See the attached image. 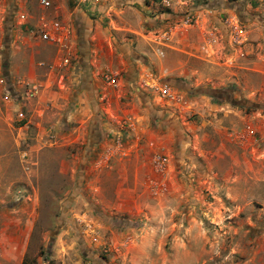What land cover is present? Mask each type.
<instances>
[{
  "label": "rangeland",
  "instance_id": "1",
  "mask_svg": "<svg viewBox=\"0 0 264 264\" xmlns=\"http://www.w3.org/2000/svg\"><path fill=\"white\" fill-rule=\"evenodd\" d=\"M4 1L0 58L17 77L2 76L16 92L1 96L11 139L0 144L17 152L2 163L0 264H264V0H129L118 3L117 17L101 12L112 0L53 1L71 25L82 15L139 24L156 35L158 55L170 35H194L195 71L171 82L183 110L164 105L170 113L156 123L167 147L162 171L152 153L145 164L109 167L106 157L98 169L80 168L82 140L91 139L56 93L72 54L58 65L53 46L24 43L35 35L32 23L20 24L14 0ZM22 6L38 13L37 0ZM11 43L18 56H6ZM41 60L48 65L36 77L30 70L20 78L24 63ZM22 81L37 84L33 97ZM152 112L155 126L162 118Z\"/></svg>",
  "mask_w": 264,
  "mask_h": 264
},
{
  "label": "crops",
  "instance_id": "2",
  "mask_svg": "<svg viewBox=\"0 0 264 264\" xmlns=\"http://www.w3.org/2000/svg\"><path fill=\"white\" fill-rule=\"evenodd\" d=\"M23 1L26 0H14L15 13L26 16L24 21L18 19L20 24L32 23L34 28L37 19L42 14L47 18H57L67 25L70 24L69 16L57 9L58 6L53 2L54 0H49L50 6L47 8H42L37 0L39 10L36 14L27 12L22 6ZM122 1L129 0H112L110 5L104 8L105 10L102 7L105 4H102L100 6L102 15L113 12L108 16L117 17L116 11L120 8L118 3ZM4 5L5 1L0 0V19L4 16ZM101 17L100 15L99 18ZM102 21L98 18L90 20L82 15L76 18L75 25L70 24L69 52L72 54L73 64L68 65L60 74L59 81H56L61 86L56 93L74 105L73 110L65 113L67 119L75 120L78 123V129L81 132L85 130L86 138L91 139L90 142L87 141L88 139L82 140L84 144L82 154L85 156L82 157L80 168H89L88 170L98 169V165H101V158L106 157L110 159L109 167L115 166L120 161H122L121 164L125 161H132L134 164L137 162L138 165L145 164L149 161L146 158L147 155L157 151L156 149L162 148V152L167 149L162 139V131L157 129L159 125L156 123L166 122L167 115L164 116L163 112L166 113L167 109L172 106L178 107L177 111H180L182 103L164 101L153 89L150 90L155 93L154 97L149 99V87L160 81L167 83L174 92H177L178 87L174 85L175 83H171L176 81L173 75L187 73L185 76H188L189 73L195 71L194 62L190 59V56H196L192 33L185 31L184 36L175 34L171 37L170 35L168 47H164L161 55H158L154 49L158 46L155 42L156 35L151 31L145 33L139 24L128 23L124 20L117 22L110 17L108 22L106 21L107 25H102ZM119 37H122L121 41ZM30 42L33 45L41 43L35 35L32 39L27 36L24 40L27 45H30ZM44 44L52 46L48 43ZM183 44L187 46V49L183 48ZM18 50V46L11 43L10 52L7 51L6 56L12 54L18 56ZM0 57L3 59V56ZM1 58L0 100L2 94L14 92L11 94L14 96L16 92L14 85L9 87L6 82L3 83L2 76L5 78L10 76V80L17 77L14 75L16 68L14 69L13 64H9V60L5 59L4 65L1 63ZM41 62L43 63L44 60L38 61L36 65L29 62L24 63L25 73L20 78L29 80L30 70L36 72L33 74L35 76L40 68H43ZM44 63L48 65V62ZM184 63H186L185 66H183ZM46 70L45 68L42 71ZM105 71L116 73L115 86L108 85L102 80L101 75ZM43 81V85H46L48 77ZM164 105L168 108L164 109L162 107ZM5 106L8 107V103ZM201 109L198 106L196 110ZM152 111L161 113L156 114V117L162 119H155L153 121L155 126L150 125L151 115L154 117ZM171 113L173 117L176 116L175 112ZM7 117L6 111L3 112L0 109V143L2 137L11 139L8 130H4L10 126ZM113 139H116V144L111 142ZM150 142L152 146H149ZM16 152L12 144L7 146L0 144V177L2 170L6 169L2 163H7ZM6 264H20V261L14 260Z\"/></svg>",
  "mask_w": 264,
  "mask_h": 264
},
{
  "label": "built area",
  "instance_id": "3",
  "mask_svg": "<svg viewBox=\"0 0 264 264\" xmlns=\"http://www.w3.org/2000/svg\"><path fill=\"white\" fill-rule=\"evenodd\" d=\"M39 5L42 8H47L50 6L49 0H38ZM19 19L24 21L26 16L24 14H19ZM188 19H185L184 23H187ZM35 37L44 43L51 44L58 51L61 52L60 57L58 58V65H65L68 62V52L70 46V27L69 25L63 23L57 18H47L45 15H40L34 25ZM40 64H43L42 62ZM116 73L113 71H107L103 78L108 85L115 86L116 85ZM17 82L21 81L20 78H16ZM23 82V81H22ZM24 89L23 93L27 98L33 97L35 95L37 84L23 82ZM9 87H12L13 84L11 82L7 83ZM151 89L155 91L157 96L162 99L169 100L170 102H177L180 98L176 92L172 90V88L165 82H157L152 84ZM19 95V94H17ZM149 146H152V142L149 143ZM160 149H156L157 151H153L152 153V162L155 170L162 171L166 165L167 159L165 154Z\"/></svg>",
  "mask_w": 264,
  "mask_h": 264
},
{
  "label": "trees",
  "instance_id": "4",
  "mask_svg": "<svg viewBox=\"0 0 264 264\" xmlns=\"http://www.w3.org/2000/svg\"><path fill=\"white\" fill-rule=\"evenodd\" d=\"M4 65H5V63H4Z\"/></svg>",
  "mask_w": 264,
  "mask_h": 264
}]
</instances>
